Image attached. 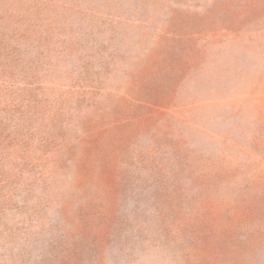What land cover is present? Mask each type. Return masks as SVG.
<instances>
[{"label": "rangeland", "instance_id": "obj_1", "mask_svg": "<svg viewBox=\"0 0 264 264\" xmlns=\"http://www.w3.org/2000/svg\"><path fill=\"white\" fill-rule=\"evenodd\" d=\"M0 264H264V0H0Z\"/></svg>", "mask_w": 264, "mask_h": 264}]
</instances>
